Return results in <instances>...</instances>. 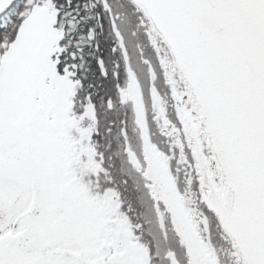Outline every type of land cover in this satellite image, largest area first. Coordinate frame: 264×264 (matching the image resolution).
<instances>
[{
    "label": "snow or ice",
    "instance_id": "snow-or-ice-1",
    "mask_svg": "<svg viewBox=\"0 0 264 264\" xmlns=\"http://www.w3.org/2000/svg\"><path fill=\"white\" fill-rule=\"evenodd\" d=\"M0 264H264V0H0Z\"/></svg>",
    "mask_w": 264,
    "mask_h": 264
},
{
    "label": "flooded vegetation",
    "instance_id": "flooded-vegetation-1",
    "mask_svg": "<svg viewBox=\"0 0 264 264\" xmlns=\"http://www.w3.org/2000/svg\"><path fill=\"white\" fill-rule=\"evenodd\" d=\"M127 195L129 196L132 204L136 207H139L140 198H147L143 188L137 186L135 183L129 184Z\"/></svg>",
    "mask_w": 264,
    "mask_h": 264
}]
</instances>
